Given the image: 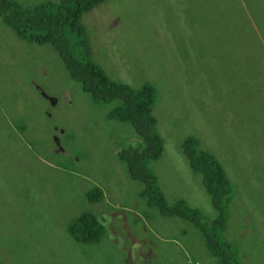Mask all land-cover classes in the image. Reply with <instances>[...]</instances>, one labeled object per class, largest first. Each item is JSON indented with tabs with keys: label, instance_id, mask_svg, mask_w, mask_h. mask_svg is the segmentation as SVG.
<instances>
[{
	"label": "rangeland",
	"instance_id": "obj_1",
	"mask_svg": "<svg viewBox=\"0 0 264 264\" xmlns=\"http://www.w3.org/2000/svg\"><path fill=\"white\" fill-rule=\"evenodd\" d=\"M80 25L109 79L155 88L163 151L148 167L165 204L183 200L203 222L217 215L182 152L195 138L231 186L218 240L233 264H264V0H104ZM119 104L94 101L50 44L0 17V264H219L196 226L139 195L117 157L140 141L110 116ZM94 187L113 215L84 243L67 228L91 212Z\"/></svg>",
	"mask_w": 264,
	"mask_h": 264
},
{
	"label": "trees",
	"instance_id": "obj_2",
	"mask_svg": "<svg viewBox=\"0 0 264 264\" xmlns=\"http://www.w3.org/2000/svg\"><path fill=\"white\" fill-rule=\"evenodd\" d=\"M102 1H45L25 9L16 0H0V17L19 37L39 45L50 44L62 58L70 77L94 101H120L110 116L129 122L140 141L135 146L120 150L117 157L126 164L129 179L143 183L139 195L147 197L148 203L158 207L161 213L188 220L199 229L205 246L218 258L219 264H233L229 244L221 243L217 238V230L225 224L226 202L231 191L224 169L211 153L198 148L195 138H187L182 143V152L191 170L201 175L203 187L217 215L210 222H203L200 213L188 207L183 200L167 206L156 186V178L148 167L149 162L158 160L163 151L162 139L156 131V120L151 112L155 88L148 83L133 88L113 81L99 65L89 60L80 17ZM71 35L79 39L82 51L71 47ZM86 196L88 202L95 203L101 199L102 193L94 187ZM101 229L98 217L91 212H84L69 225L67 231L75 240L87 243L96 240Z\"/></svg>",
	"mask_w": 264,
	"mask_h": 264
},
{
	"label": "crops",
	"instance_id": "obj_3",
	"mask_svg": "<svg viewBox=\"0 0 264 264\" xmlns=\"http://www.w3.org/2000/svg\"><path fill=\"white\" fill-rule=\"evenodd\" d=\"M103 196H104V198L107 197L105 192L102 193L101 199H102ZM101 199L99 201L95 202V203H90L91 204V208H92L91 213H93L94 215H96L98 217L100 223L101 222L104 223V222H106L105 219L108 218L109 216L113 215V214L107 211V204H108L107 200L104 201L105 203L103 205L99 204ZM137 243H138V241H135L133 243V246H135ZM140 245H141V241H140V244L138 246H136L135 248H138ZM135 248L129 250V252H130V260H132V252L135 250ZM127 259H128V257L125 259V261Z\"/></svg>",
	"mask_w": 264,
	"mask_h": 264
}]
</instances>
